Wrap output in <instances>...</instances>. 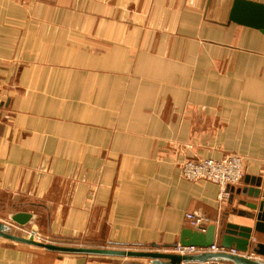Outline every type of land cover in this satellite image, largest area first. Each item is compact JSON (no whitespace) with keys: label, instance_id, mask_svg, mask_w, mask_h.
Returning a JSON list of instances; mask_svg holds the SVG:
<instances>
[{"label":"crops","instance_id":"crops-1","mask_svg":"<svg viewBox=\"0 0 264 264\" xmlns=\"http://www.w3.org/2000/svg\"><path fill=\"white\" fill-rule=\"evenodd\" d=\"M231 7L0 0V222L27 213L39 242L160 254L186 214L253 226L237 215L250 199L181 176L186 160L237 155L243 179L264 180V35ZM125 263L149 261L0 239V264Z\"/></svg>","mask_w":264,"mask_h":264},{"label":"water","instance_id":"water-1","mask_svg":"<svg viewBox=\"0 0 264 264\" xmlns=\"http://www.w3.org/2000/svg\"><path fill=\"white\" fill-rule=\"evenodd\" d=\"M229 21L245 27L258 30L264 35V5L249 2L246 0H232V7ZM244 186L234 191L229 188L230 203L233 195L250 199L239 200L238 205L246 207L249 212H237L239 217L253 222V226H239L231 223L221 222L218 226H208L204 232L191 229L182 231L178 244L180 246H192L199 248H209L218 241L221 248L234 249L237 253L246 254L245 256L230 254H201L193 256H179L176 254H160L153 252H133V251H112L87 248H72L57 246L50 243L34 241L32 238H22L11 234L10 227L0 222V239L13 243L24 244L36 248L44 249L48 252L57 253H76V254H97L117 256L122 258L146 259L149 264H184L189 262L207 263L218 260L227 261L231 264H264V243L254 242V234L264 237V180L261 177H245ZM34 216L27 213H15L8 216L11 225L24 228L31 225ZM34 232L32 231V234ZM177 245V244H176ZM175 245V246H176ZM174 246V247H175ZM173 247V248H174ZM252 256L261 258L255 260ZM140 264V263H125Z\"/></svg>","mask_w":264,"mask_h":264},{"label":"built area","instance_id":"built-area-1","mask_svg":"<svg viewBox=\"0 0 264 264\" xmlns=\"http://www.w3.org/2000/svg\"><path fill=\"white\" fill-rule=\"evenodd\" d=\"M181 176L189 182L205 181L216 185L219 188L218 200L224 201L230 195L229 188L238 186L243 179V162L237 155H231L221 160L211 159H195L186 160L181 165ZM185 221L189 229L198 232H204L206 229V219L186 214ZM13 226V225H11ZM18 231L27 234V238H32L34 241H39L35 233L32 231L23 230V228L13 226ZM12 229V228H10ZM173 253L179 256H193L206 253L211 254H230L247 257L246 254L237 253L234 249H224L218 245H213L209 248H199L192 246H180L177 244L173 248ZM206 264H216L215 262H207Z\"/></svg>","mask_w":264,"mask_h":264},{"label":"rangeland","instance_id":"rangeland-1","mask_svg":"<svg viewBox=\"0 0 264 264\" xmlns=\"http://www.w3.org/2000/svg\"><path fill=\"white\" fill-rule=\"evenodd\" d=\"M11 234L18 236V237H22V238H27V234H25L24 232L18 231V230H12L10 229ZM29 232V230H28Z\"/></svg>","mask_w":264,"mask_h":264}]
</instances>
